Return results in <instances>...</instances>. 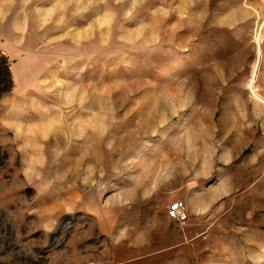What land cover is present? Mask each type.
<instances>
[{
	"label": "rangeland",
	"instance_id": "1",
	"mask_svg": "<svg viewBox=\"0 0 264 264\" xmlns=\"http://www.w3.org/2000/svg\"><path fill=\"white\" fill-rule=\"evenodd\" d=\"M263 170L264 0H0V264L203 259L162 218L202 184L254 225L208 258L264 264Z\"/></svg>",
	"mask_w": 264,
	"mask_h": 264
},
{
	"label": "crops",
	"instance_id": "2",
	"mask_svg": "<svg viewBox=\"0 0 264 264\" xmlns=\"http://www.w3.org/2000/svg\"><path fill=\"white\" fill-rule=\"evenodd\" d=\"M247 164L246 173L251 174V172H254L253 166L251 167L249 166V163ZM249 187L250 188L242 190V194L244 196L251 198H254L255 196H263L262 201H264V189H258L259 191L256 193V190L252 186ZM224 190L226 192L229 191L228 194H224L222 188L217 189L216 187H206V185L202 184V186L186 188L182 191V193L180 192L178 195H180L179 197L181 199L176 200H183L185 202L187 212V217L183 222L173 221L167 216L166 208L168 204H166L162 213V218L171 220V222L176 224L175 233H177L181 239V242L175 240L167 243V248L171 249L175 245L182 244L190 246L191 253L199 252L202 254L206 251L205 256L207 257H204L203 259H201V255L200 257H192L188 260V262H184L183 264H228V259L222 261V258H218L216 260L208 258L209 253L207 252H210V254L214 253L215 246L218 245L230 246V248H227L226 251L231 252L232 246H235V249L237 250L238 246L242 244V240L243 243H245L243 237L247 240L254 237V225L249 226L248 222L246 224L243 223L242 226H238L237 223L233 225L232 216L230 217L229 222H223V218H228L224 217L226 214H223L222 207L227 204L229 210L226 212L231 213L233 206L234 208H238L236 201L233 202V196L241 194V191L239 190L232 193L230 190ZM221 195L225 196L227 200H221L219 198ZM229 197H231V199ZM250 207L251 212H254L253 205ZM262 214L264 217V212ZM250 219L252 221L254 220L253 218ZM245 220L248 221V218ZM169 225L171 230L172 226L170 222ZM240 230H242L243 234L241 237L239 236ZM261 238L263 239L264 237Z\"/></svg>",
	"mask_w": 264,
	"mask_h": 264
},
{
	"label": "built area",
	"instance_id": "3",
	"mask_svg": "<svg viewBox=\"0 0 264 264\" xmlns=\"http://www.w3.org/2000/svg\"><path fill=\"white\" fill-rule=\"evenodd\" d=\"M166 214L173 221H184L187 217L185 202L175 200L174 202L168 203Z\"/></svg>",
	"mask_w": 264,
	"mask_h": 264
}]
</instances>
